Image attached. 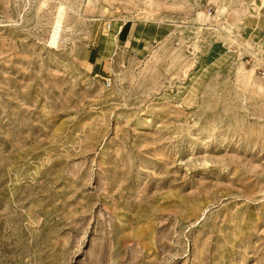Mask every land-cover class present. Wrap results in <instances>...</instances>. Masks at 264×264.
I'll use <instances>...</instances> for the list:
<instances>
[{
  "label": "rangeland",
  "instance_id": "rangeland-1",
  "mask_svg": "<svg viewBox=\"0 0 264 264\" xmlns=\"http://www.w3.org/2000/svg\"><path fill=\"white\" fill-rule=\"evenodd\" d=\"M207 2L0 0V264H264V0Z\"/></svg>",
  "mask_w": 264,
  "mask_h": 264
},
{
  "label": "crops",
  "instance_id": "crops-1",
  "mask_svg": "<svg viewBox=\"0 0 264 264\" xmlns=\"http://www.w3.org/2000/svg\"><path fill=\"white\" fill-rule=\"evenodd\" d=\"M202 1L207 2V0H202ZM225 2H229V0H224L223 10L226 9V4H225ZM241 2H242V0H230V2H229L230 8H231L232 10L237 9V8L239 7V5L241 4ZM227 4H228V3H227ZM209 5H210L209 2H207V3L205 4V6H209ZM250 7H251V11H252V10H254V11L256 10V9H255L256 7H254V5H251V4H250ZM237 14H238V13H237ZM138 35H139V32L137 31V29H133V30H132V34L127 36V41H129V40H139V39L137 38ZM262 39H263L262 41H264V37H263ZM88 64L91 65V67H92V63L88 62Z\"/></svg>",
  "mask_w": 264,
  "mask_h": 264
},
{
  "label": "built area",
  "instance_id": "built-area-1",
  "mask_svg": "<svg viewBox=\"0 0 264 264\" xmlns=\"http://www.w3.org/2000/svg\"><path fill=\"white\" fill-rule=\"evenodd\" d=\"M208 12H209V14H212V9L209 8ZM108 29L109 30L111 29V24L108 25ZM107 85L110 86V81L109 80L107 81Z\"/></svg>",
  "mask_w": 264,
  "mask_h": 264
},
{
  "label": "bare ground",
  "instance_id": "bare-ground-1",
  "mask_svg": "<svg viewBox=\"0 0 264 264\" xmlns=\"http://www.w3.org/2000/svg\"><path fill=\"white\" fill-rule=\"evenodd\" d=\"M89 65V64H88ZM91 67V65H89Z\"/></svg>",
  "mask_w": 264,
  "mask_h": 264
}]
</instances>
